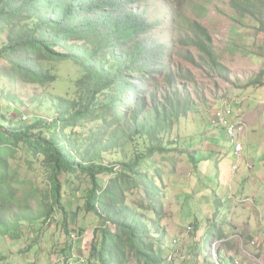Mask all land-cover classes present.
<instances>
[{
    "label": "trees",
    "instance_id": "1",
    "mask_svg": "<svg viewBox=\"0 0 264 264\" xmlns=\"http://www.w3.org/2000/svg\"><path fill=\"white\" fill-rule=\"evenodd\" d=\"M142 2L0 0V58L11 68V74L4 76L2 94L6 98L0 99L7 112L14 111L13 103H22L16 92L18 80L13 78L46 85L56 79L47 65L53 61L72 60L81 70L74 80L73 96L50 98L57 110L50 121L41 117L5 122L6 116L0 117V236L16 238L14 232L21 223L42 217L31 205V200L37 201L38 189H30L10 165V158L24 145L32 157L50 168L52 209L61 204L62 173L82 172L89 177L84 207L101 221L93 231L89 264H170L163 236L155 239L153 235L155 218L148 219L141 207L129 205L126 198L130 186L145 184L146 195L154 200L151 209L158 218L163 214L159 185L143 167L154 162L157 151H166L153 141L170 127L174 117L181 116L180 111L174 112L182 102L175 87L163 103L157 102V92H151L161 78L173 84L178 71L184 69L172 67L175 44L147 36L163 20L144 19L134 9ZM178 18L191 26L194 34L189 40L213 61L211 66L223 68L209 30L198 20L184 15ZM183 104L184 113L191 110L189 94ZM96 120L103 124L98 130L87 135L79 130ZM113 124L117 128L110 132ZM135 137L145 139L146 150L136 147L129 160L114 163L119 165L117 170L104 162L105 151L123 148ZM107 175H111L108 180ZM217 235L225 239L226 246L233 239H226L228 234L223 231ZM220 251L218 264H222L221 256L224 260L232 256Z\"/></svg>",
    "mask_w": 264,
    "mask_h": 264
},
{
    "label": "rangeland",
    "instance_id": "2",
    "mask_svg": "<svg viewBox=\"0 0 264 264\" xmlns=\"http://www.w3.org/2000/svg\"><path fill=\"white\" fill-rule=\"evenodd\" d=\"M134 9L143 13L144 19L163 20L147 36L161 43L175 44L172 67L176 71L184 70L178 71V80L173 84L161 78L151 90L158 93V103L167 102L174 87L178 99L182 100L174 109L175 113L180 111L181 116L174 117L170 127L153 141L166 151H157L152 157L154 162H147L143 167L159 185L160 198L164 202L163 214L158 218L151 209L154 200L146 195L145 184L130 186L127 202L138 209L141 207V212H146L148 219L155 218L153 235L155 239L163 236V244L167 248L164 254L170 264H218L219 249L221 254L228 249L233 250L231 258L224 257V260L221 256L222 264H233L234 258L245 264H259L253 261V256L248 258L249 255L243 252L251 250L249 238L241 241L233 238L228 249L222 243L217 232L223 231V226L226 228L227 215L221 214L225 208L217 206L219 199L208 201L210 195L203 191L202 183H196L195 175L191 173L198 167L200 170L207 168L203 161L197 166L193 158L197 155V159L203 160V155L206 156L203 152L204 134L208 125L209 128L214 127L210 122L213 110L224 100L233 99L236 89L260 84L264 79V0H235L233 3L231 0H143L134 5ZM179 15L187 16L191 21L198 20L209 30L216 57L223 68H213L210 64L213 61L190 42L189 35L194 31L189 24L179 22ZM48 63L56 76L53 82L40 85L24 83L25 79L18 76L12 79L18 80L20 88L16 92L22 103H13L14 111L11 112L3 108V103L0 104V117L5 115V122L21 123L24 119L41 117L50 121L57 114L50 98L73 96V84L81 74L80 67L72 60ZM10 74L11 68L0 58V99L6 98L2 89L4 78ZM187 94L191 110L184 113L182 107ZM148 100L149 107H152L150 98ZM100 126H103L102 122L96 120L87 122L79 130L87 135ZM116 128L113 124L110 132ZM222 131L217 142L231 145L229 136ZM23 146L10 158V165L22 179L27 180L30 189H38L37 201L31 200V205L42 217L38 221L21 223L18 231L14 232L16 238L0 236V264H68L69 258L63 253L69 249V243L83 234L87 236L101 223L98 216L84 207L90 179L82 172L74 175L62 173L59 176L61 204L52 209L54 198L49 192L52 187L50 168L45 167L42 159L32 157ZM136 147L146 150L145 139L135 137L123 148L105 151L104 162L117 170L119 165L114 163L129 160ZM212 166L216 169V162ZM157 168L161 169L160 172ZM110 176H106L107 180ZM75 236L77 239L73 240ZM210 241H213V246L217 244L216 250L212 246L209 248Z\"/></svg>",
    "mask_w": 264,
    "mask_h": 264
},
{
    "label": "crops",
    "instance_id": "3",
    "mask_svg": "<svg viewBox=\"0 0 264 264\" xmlns=\"http://www.w3.org/2000/svg\"><path fill=\"white\" fill-rule=\"evenodd\" d=\"M229 101L246 123V129L240 135L244 151L239 167L234 169L237 160L232 143L229 146L218 143V137L223 131L217 127L209 128L208 125L203 148L206 156L203 155V160L195 156L196 165L199 166L203 161L207 168L200 170L198 167V170H193L191 174L195 175L196 183L203 184V191L210 195L207 197L208 201L216 198L220 200L217 206H224L225 210L221 214L227 215L226 228H222L228 234L226 239L241 241L249 238L251 241L264 225V79L260 84L236 89L233 99ZM215 162L216 169L212 166ZM249 163L252 168L248 166ZM92 234L93 232L89 231L87 236L83 234L78 236L76 241L69 243V249L63 253L69 258L68 264L79 259L89 263ZM250 241L248 246L251 250L248 252H259L264 256V244L255 248L251 246ZM226 248L228 249L227 246ZM227 252L233 255L232 249Z\"/></svg>",
    "mask_w": 264,
    "mask_h": 264
},
{
    "label": "built area",
    "instance_id": "4",
    "mask_svg": "<svg viewBox=\"0 0 264 264\" xmlns=\"http://www.w3.org/2000/svg\"><path fill=\"white\" fill-rule=\"evenodd\" d=\"M211 125L214 127L220 128L225 131L226 135L229 136L230 141L234 148V156L236 158V163L234 164V169L236 170L239 167V161L243 157V151H244V145L240 139V135L245 131L246 129V123L243 117L236 113L235 108L232 106L229 100H224L220 106L215 108L211 114L210 118ZM248 166L252 168V164L249 163ZM191 228V227H189ZM77 237H73V240H76ZM176 241V240H175ZM224 239H222V242ZM251 246L259 248L261 244H264V227L260 229L259 233L255 238H253L250 241ZM243 246V244H242ZM212 247L214 250L217 249V244ZM244 248V247H243ZM243 250V249H242ZM243 252L247 253L249 256L248 258H251V256L254 257V260L256 263L264 264V259H262V256L257 257L256 255L249 253L247 250ZM235 264H244L242 261H239L238 259H234ZM71 264H75L74 262H70ZM80 264H87L86 260L81 259Z\"/></svg>",
    "mask_w": 264,
    "mask_h": 264
}]
</instances>
